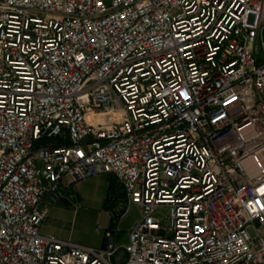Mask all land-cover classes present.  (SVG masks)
Instances as JSON below:
<instances>
[{"label": "built area", "instance_id": "built-area-1", "mask_svg": "<svg viewBox=\"0 0 264 264\" xmlns=\"http://www.w3.org/2000/svg\"><path fill=\"white\" fill-rule=\"evenodd\" d=\"M99 174L102 245L41 234ZM263 263L264 0H0V264Z\"/></svg>", "mask_w": 264, "mask_h": 264}, {"label": "rangeland", "instance_id": "rangeland-1", "mask_svg": "<svg viewBox=\"0 0 264 264\" xmlns=\"http://www.w3.org/2000/svg\"><path fill=\"white\" fill-rule=\"evenodd\" d=\"M98 180V178L88 177L84 181L76 182L79 192L77 196H75L73 191L70 193L71 196L76 197L73 198L72 206H66V208H62V206L56 207L49 216L48 225L52 233L64 235L68 239L71 238L72 240L82 242L89 241L96 235L94 233L95 227H102V223L100 222L104 220V218H101L102 213L108 216L106 206L109 205L108 200L105 199L106 205L102 209V196L96 191ZM110 194L112 193L109 192ZM160 211L162 210L160 209ZM158 215L161 214L158 213ZM138 217V209L132 207L129 214L119 223V231L123 236L122 242H126V232ZM119 254L120 252H118Z\"/></svg>", "mask_w": 264, "mask_h": 264}, {"label": "crops", "instance_id": "crops-1", "mask_svg": "<svg viewBox=\"0 0 264 264\" xmlns=\"http://www.w3.org/2000/svg\"><path fill=\"white\" fill-rule=\"evenodd\" d=\"M94 178H98V185L96 187V191H98L99 195L102 196V200H101V206L102 209L105 207V199L106 197L109 195V192L111 193H117L120 194L121 193V189L120 187L116 184L114 178L109 175V174H99L96 176H92ZM84 181V180H83ZM70 181L69 179L65 178L64 179V183L68 184ZM73 189V190H72ZM78 185L77 183H75L73 185V188H66L64 191V195L57 198L56 200H54L53 202L50 203V205H48L45 216L41 222L40 225V233L43 235H49V236H54L56 238L62 239V240H70L72 242L78 243V244H83V245H89V246H93V247H100L103 243V236L102 233H99L97 235H95L92 239H90L89 241H78V240H72L71 238L68 239V237L64 236V235H60V234H55L52 233L50 226L48 225L49 223V216L52 214V212L54 211V209L56 207H61L62 208H66V206L71 207L72 206V201L73 198H76L75 196H77L78 191ZM74 192L75 196H71L70 193ZM76 203V202H75ZM105 213H102V217L104 218L103 221H100L102 223V229H105L106 227H108L110 225V220L108 219V216L104 215ZM119 229V228H118ZM123 236L120 234V231L118 230L117 233L114 236V240L115 243L117 244H124V242H122ZM126 243V242H125ZM264 264V263H263Z\"/></svg>", "mask_w": 264, "mask_h": 264}]
</instances>
